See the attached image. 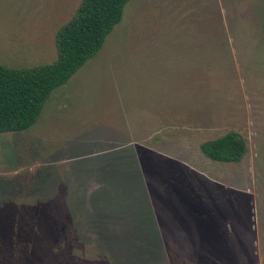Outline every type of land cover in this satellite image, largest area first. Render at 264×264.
<instances>
[{"label": "rangeland", "instance_id": "1", "mask_svg": "<svg viewBox=\"0 0 264 264\" xmlns=\"http://www.w3.org/2000/svg\"><path fill=\"white\" fill-rule=\"evenodd\" d=\"M81 2L0 0V62L54 61ZM229 130L242 161L203 154ZM0 264H264V0H130L38 121L0 133Z\"/></svg>", "mask_w": 264, "mask_h": 264}, {"label": "trees", "instance_id": "2", "mask_svg": "<svg viewBox=\"0 0 264 264\" xmlns=\"http://www.w3.org/2000/svg\"><path fill=\"white\" fill-rule=\"evenodd\" d=\"M129 1L82 0L57 31V58L52 62L19 67L0 62V133L21 132L38 121L53 91L102 49ZM200 149L212 160L238 163L248 152V144L241 133L229 130L202 141Z\"/></svg>", "mask_w": 264, "mask_h": 264}, {"label": "crops", "instance_id": "3", "mask_svg": "<svg viewBox=\"0 0 264 264\" xmlns=\"http://www.w3.org/2000/svg\"><path fill=\"white\" fill-rule=\"evenodd\" d=\"M198 44L199 45H194V47H193V50H196V52L194 51L195 52L194 57L195 56L197 57L196 60L198 61L199 59L200 60L204 59V61H205L204 66L208 65V64L213 65L212 60H213L214 51H215V47L213 46V41L205 43L203 45H200L201 43H198ZM201 51H203V52H201ZM102 177H104V178L99 179V180H100V183L103 182V185H97L96 184L97 179H96V180H94L93 183L88 181L86 188L88 190H91L93 188L98 187L100 189V192L104 194V196L106 198L101 197L100 201L98 202V204L100 205V208H102L103 202L104 203H111V200H112L111 198H113L114 206H116L118 192H117L116 186L112 187V185H111L112 175L108 174V175H104ZM87 178H89V176ZM107 193L109 195H106ZM83 200L84 199L80 198L81 203H84ZM115 201H116V203H115Z\"/></svg>", "mask_w": 264, "mask_h": 264}]
</instances>
